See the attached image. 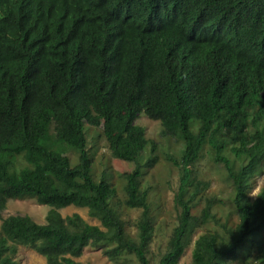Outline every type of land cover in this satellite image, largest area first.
<instances>
[{
	"label": "trees",
	"instance_id": "trees-1",
	"mask_svg": "<svg viewBox=\"0 0 264 264\" xmlns=\"http://www.w3.org/2000/svg\"><path fill=\"white\" fill-rule=\"evenodd\" d=\"M131 2L116 12L108 4L78 13L80 0H71L68 17L59 21L64 30L41 51L11 29L3 33L0 264H21L19 246L35 250L49 264H91L74 259L90 245L111 261L127 253L140 264H152L153 217L141 178L144 168L156 163L158 144L136 123L142 113L159 120L165 136L185 144L181 157L167 154L180 169L175 197L180 214L159 264H179L196 231L216 219L217 199L204 198L210 181L195 168L205 145L232 179L238 224L224 226L228 240L218 231L201 234L192 264H233L247 243L256 244L257 260L264 264V239L255 241L264 233V187L250 197L264 163V0ZM8 7L0 0V13ZM114 26L121 33L111 42L102 29ZM162 38L169 49L159 47ZM86 124L102 126L112 153L136 165L123 177L125 204L143 210L137 239L127 234L113 206L116 187L106 174L100 181L93 175ZM58 143L79 151L77 165ZM228 150L241 160L238 168ZM21 156L29 166L18 170ZM202 198L205 205L196 215ZM12 199L49 206L46 222L21 214L4 217ZM69 206L88 208L103 228L79 213L63 216L60 210Z\"/></svg>",
	"mask_w": 264,
	"mask_h": 264
},
{
	"label": "rangeland",
	"instance_id": "rangeland-1",
	"mask_svg": "<svg viewBox=\"0 0 264 264\" xmlns=\"http://www.w3.org/2000/svg\"><path fill=\"white\" fill-rule=\"evenodd\" d=\"M136 123L142 125L146 129V136L155 140L158 144L156 152L158 159L153 166L144 168L141 187L148 190V202L154 225V235L148 246V257L152 264H159L162 255L169 247L170 238L174 228L178 224L180 214V209L175 202L180 183V169L167 159V154L181 157L185 144L178 138L165 136L162 133L163 126L161 122L153 120L143 113L137 118ZM261 128L264 131V120L261 122ZM194 130H196V127ZM86 134L88 138V150L93 163V175L97 181H100L102 176L106 174L110 182L116 187L118 193L117 197L113 200V206L124 220L127 234L133 239H137L138 229L136 224L143 210L140 208H130L125 204L126 193L124 186L126 180L123 177L125 173L133 171L136 165L134 162L122 160L112 153L103 134L102 126L93 127L86 124ZM58 145L66 150L72 166L79 163V151L70 148L65 143H58ZM149 152V150L144 152L143 156L145 159L149 155ZM228 155L234 162L235 167L238 168L241 160L237 159L230 150H228ZM26 166H29L28 162L21 156L17 162V169L20 170ZM195 168L200 178L210 181V187L204 193V198L215 197L217 199L214 206L216 219L211 220L196 231L179 264H192V252L195 241L201 234L208 231H218L228 240L230 235L225 231L224 226L226 225L228 229H234L238 224V217L233 203L234 188L232 179L224 164L214 160L209 145L204 146L201 157L195 164ZM253 184L254 188L250 191L252 199L264 187V163L260 175L254 179ZM204 205L205 202L202 198L193 212L196 215H200ZM50 209L49 206L40 204L35 199H12L8 202L3 216L7 217L16 214L29 215L37 222L45 223ZM60 211L63 216L79 213L87 222L102 227L101 221L98 218L92 217L89 214L88 208L69 206ZM263 239L264 233L255 237L256 242ZM258 255L256 244L251 245L247 243L244 249L240 251L239 258L233 264H259L257 260ZM16 258L21 264H49L43 255L26 246H19ZM74 259L82 263L91 264H140L133 254L127 253L118 262L111 261L101 248L92 245L86 247L83 254Z\"/></svg>",
	"mask_w": 264,
	"mask_h": 264
},
{
	"label": "clouds",
	"instance_id": "clouds-1",
	"mask_svg": "<svg viewBox=\"0 0 264 264\" xmlns=\"http://www.w3.org/2000/svg\"><path fill=\"white\" fill-rule=\"evenodd\" d=\"M9 4L7 10L0 13V39L7 29L15 32L29 44L37 47L40 51L46 45H53V34L64 30L65 25L59 21L68 17L67 4L71 0H1ZM131 6V0H80L81 7L78 13L95 12L98 7L108 8V4L116 6L118 11L123 2ZM79 22V19H76ZM102 35L111 42L119 39L117 26L102 29ZM159 47L169 49L164 39L159 42ZM39 51V52H40ZM39 54V53H38ZM262 122V121H261Z\"/></svg>",
	"mask_w": 264,
	"mask_h": 264
}]
</instances>
